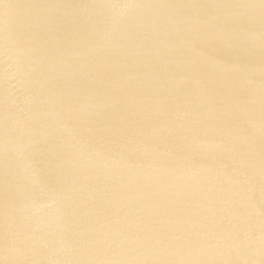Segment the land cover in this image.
<instances>
[{
	"label": "water",
	"instance_id": "1",
	"mask_svg": "<svg viewBox=\"0 0 264 264\" xmlns=\"http://www.w3.org/2000/svg\"><path fill=\"white\" fill-rule=\"evenodd\" d=\"M264 111V0H0V264H87Z\"/></svg>",
	"mask_w": 264,
	"mask_h": 264
}]
</instances>
